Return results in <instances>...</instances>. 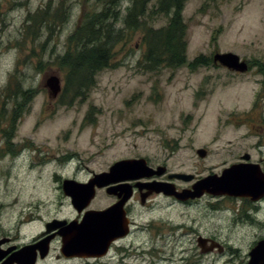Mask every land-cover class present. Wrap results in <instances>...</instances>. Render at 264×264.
<instances>
[{"label": "rangeland", "instance_id": "obj_1", "mask_svg": "<svg viewBox=\"0 0 264 264\" xmlns=\"http://www.w3.org/2000/svg\"><path fill=\"white\" fill-rule=\"evenodd\" d=\"M156 1L148 3L138 19L139 27H125L129 3L115 8L117 15L106 21L113 22L115 29L111 31L115 42L110 65L95 73L88 88H66V67L61 60L75 47L70 36L81 11L86 14L94 8L98 12L101 4L95 0H0V234L7 231L11 237L17 235L16 239L20 234L22 241H28L43 229L45 221L73 217L76 211L58 188L62 178L83 180L135 154L182 172L205 174L221 170L225 143L238 142L252 149L249 144L255 137H241L247 130L242 122L254 123L250 120L255 102L251 74L233 76L222 66L190 70L186 65L150 68L139 63L147 47L146 28L167 23L165 14L151 11ZM37 12L43 18L28 19ZM182 15L187 25V61L198 55L211 60L219 50L256 65L263 63L264 0H186ZM49 72L61 80L57 100L49 99L41 84ZM14 74L22 85L11 99L2 89ZM260 108H264L263 99ZM228 115L230 122L225 120ZM218 118H222L220 124ZM240 147L236 149L242 151ZM195 148L209 153L199 157ZM111 201L99 191L90 207L97 209ZM133 203L131 249L135 250L123 255L124 262L114 247L98 260L61 258L55 242L36 264H149L150 256L142 246L151 241V234H161L168 226L159 231L157 226H140L149 220L162 226L165 221L160 218L181 220L195 228L189 233L178 229L183 233L178 236L184 264H192L198 255H209L214 264H245L256 235L264 236V228L236 223L229 211L211 209L206 200L176 207L165 206L168 200L159 198L146 208ZM259 217L264 222V204ZM196 234L210 236L225 249L201 254L194 242ZM171 244L165 238L156 240L161 253L163 246ZM228 244L242 249H227ZM154 256L160 258L159 253Z\"/></svg>", "mask_w": 264, "mask_h": 264}, {"label": "flooded vegetation", "instance_id": "obj_2", "mask_svg": "<svg viewBox=\"0 0 264 264\" xmlns=\"http://www.w3.org/2000/svg\"><path fill=\"white\" fill-rule=\"evenodd\" d=\"M219 52V50H216L211 60L207 59V64L201 65V66H222V68L228 69L233 76H236L237 74H244L248 73L252 75V80L255 84L254 86V97L255 102L252 105L251 113L252 116L250 120H253L254 123H251L250 125L246 122H242V125L247 127V130L244 131L241 137H247L252 136L255 137L249 144V146L252 147L248 151L247 146L243 145L242 143L239 144L238 142H230L225 143L226 149H223L224 151V165L222 166L221 170L219 171H213L211 170L208 173L203 174V172L196 173L195 171H192V173L189 172H182L178 169H173L169 167L165 162L159 163L149 158V156H144L140 154H135L132 157L124 158V159H143V164L139 162L136 166V168L132 170H136L137 172H143L146 175H143L140 178L137 179H125V180H119L114 183H110L108 185L97 187L95 186L94 189V196L89 201L88 205L84 207L80 212H78L71 204V198L70 196L63 193L64 199L68 200V203L72 206V208L76 211V214L73 217L63 218V217H53L52 219H59V220H66L67 222L64 223L61 226L56 227L55 229H52L48 233H44V227L46 222H44L43 229L37 233L36 235L32 236L28 241H22L20 234H18L14 237H11L9 232L4 231L2 234H0V264H10L13 258V255H16L20 251H22L25 245H31L36 243L37 241H41L45 236L54 234V236L49 241V247L52 243L57 242L58 243V249L59 253L61 248V241L62 236L58 233V230L62 227L65 228L66 225H68L71 221H77L80 222L82 218L84 217V213L87 210H103L110 206H112L115 203L120 202L127 194L130 195L125 199V201L122 203L121 210L123 211L124 216L122 219H120L119 223L116 225L115 229L108 232V235L112 240L110 241V244L107 248V252L105 255L101 257H78V256H70V257H64L61 254V258H72L69 260L77 259V260H83L88 261L89 259L98 260L102 257H105L109 254L112 247L115 248L114 253L120 257V262H124L122 259H125L123 255H128L131 251H134L131 249L133 247V240L131 239V235L133 232V228L135 226V222L133 220V211H134V203L133 202H139V205L146 208L148 207L151 201L159 199H163L165 202L168 200L167 204H164L165 206H169L172 204V207H176V205H191L194 203H197L202 200H206L208 202V205L211 207V209L221 211L226 210L229 211L230 217L233 221L238 223L239 221H243L248 226L264 228V222H260V212L262 209V205L264 204V108L257 109V106L259 105V100H264V60L262 64L256 65L251 62L250 59L244 58L245 60L240 59L241 61H244L246 64V68L243 71H237L232 68H228L227 66L221 64L219 61L215 60L214 56L215 54ZM211 61V62H210ZM200 67V66H199ZM50 75H56L52 72H49L47 74H44L41 80L42 86L47 90V96L48 98H53L52 100H57L60 96L62 85L61 80L58 75V81L60 85V91L56 95H51L49 92H51L47 79ZM196 93H199L198 91ZM53 102V101H51ZM13 109V108H12ZM226 122L229 120V115L225 118ZM222 121V118H218L217 122L220 124ZM230 122V120H229ZM242 139V138H241ZM236 146V147H235ZM241 146V147H240ZM243 149L242 151H238L236 148L240 147ZM235 147V149H233ZM199 150H201L202 156L199 154ZM195 152L199 157H204L207 152L205 148H195ZM174 154L173 151H171L170 155ZM209 156V155H207ZM170 157V156H169ZM236 164H244V165H250L254 167V171L256 175L259 177L260 180L255 179L250 181V186H255L258 189H255V191H258V194L255 198H253L251 195H234V194H228V193H222V194H213L211 191L203 190V192L199 196H192L188 197L189 192L186 194L183 192V190H188L190 192L193 191V185L210 175H217L220 176L223 171H225L227 168L232 167ZM142 167V168H141ZM214 168V167H213ZM107 170H103L100 172H106ZM136 171L132 172L135 173ZM99 172V173H100ZM125 173V172H124ZM123 173V174H124ZM183 174L190 176L189 178H182L177 177L176 174ZM122 174V172L120 173ZM128 174V173H127ZM149 174V175H147ZM94 172L92 175L88 176L86 179L78 180L82 183H86L91 177H93ZM113 176H117L113 175ZM57 179H60L61 176L56 175ZM66 179H74L71 177H65ZM64 178L61 179L59 189L62 190V182ZM77 180V179H75ZM160 186L161 191L155 192L152 191V186ZM240 185V184H239ZM109 187L111 188V193L107 191ZM102 191L106 193L109 197L112 198V201L100 208H91L90 203L92 200L96 197V194ZM175 193H178V197L175 195ZM120 205V204H119ZM171 208V206L169 207ZM114 214V213H113ZM118 214V213H117ZM112 216V215H111ZM118 216V215H117ZM106 218H110L108 215ZM162 226L155 223L154 220H149L148 223H145L144 226H140L142 229H152V226H157L155 230L159 231V228L167 227L168 230H163L161 234L154 235L151 234V241L147 240L145 241V244L142 246L143 249H145V254L150 256V259L148 261L149 264H159V261H161V264H184V257H183V248L182 242L179 239L178 235H182L183 233H189L192 232L195 228L192 225H184L183 221L179 220L176 221L175 219L170 220L169 218L163 220ZM109 222V221H107ZM21 223V221H20ZM20 223L16 226V232L18 233V226ZM95 224V223H94ZM87 226V225H86ZM105 226V225H104ZM89 227V226H88ZM188 229H184V228ZM72 228V227H71ZM75 229V228H74ZM180 229H183V233L180 234L178 231ZM68 230V229H67ZM81 230V229H80ZM87 230V229H86ZM77 231V228H76ZM125 232L123 235H117V232ZM11 233V232H10ZM68 233V232H67ZM76 233V232H75ZM173 233V234H171ZM175 233V234H174ZM12 234V233H11ZM9 235V236H8ZM76 235V234H75ZM256 238L254 244L250 247V250L248 253H246V262L245 264H249L250 260L252 259L251 254L254 250L257 249V260L255 261V264H264V236H261V233H258L256 235ZM163 238H165L167 241H170L171 246L166 245L163 246V253H161V250L157 249L156 246V240L163 241ZM73 239V238H72ZM194 242L196 243L197 248L200 250L201 254H210L213 253L214 250H222L225 249V246L221 244V242L217 240H212L210 236L205 234H196L194 238ZM77 243V242H76ZM181 243V244H180ZM217 247H216V245ZM130 245V247H129ZM229 246H226L227 249H233L235 251L241 250L242 248H238L234 245L228 244ZM75 246V245H74ZM159 247V246H158ZM75 248V247H74ZM36 258L40 256L39 249H36ZM207 251V252H206ZM27 252V251H26ZM247 252V251H246ZM157 253L160 254V258H156L154 255ZM209 255H198L195 260L192 262V264H214V260L212 257L208 259ZM60 258L59 255H57V258ZM232 257V256H231ZM241 256H237L235 259H240ZM38 260V259H37ZM213 261V262H211ZM185 262H188V258L185 259ZM243 261L240 263L242 264ZM11 264H18V263H11Z\"/></svg>", "mask_w": 264, "mask_h": 264}, {"label": "water", "instance_id": "obj_3", "mask_svg": "<svg viewBox=\"0 0 264 264\" xmlns=\"http://www.w3.org/2000/svg\"><path fill=\"white\" fill-rule=\"evenodd\" d=\"M216 59L221 64L234 70L243 71L246 68V64L243 61H239V57L232 52L217 53L215 55V60ZM47 83L51 90L49 94L56 95L60 90L58 77L56 75H50L47 79ZM199 154L201 156L203 155L201 154V150H199ZM139 162L143 164L144 161L143 159H121L115 161L111 166H109L108 171L94 174L93 177H91L86 183L77 182L71 179H64L62 182L63 193L70 196L72 206L80 212L88 205L89 201L94 196L95 186L102 187L119 180L137 179L146 175L143 172L132 170L139 165ZM134 171L136 172L132 173ZM121 172L122 174H120ZM116 174L117 176H113ZM176 176L182 178L190 177L179 173L176 174ZM255 179L260 180L256 175L253 166L236 164L227 168L220 176L210 175L197 181L193 185L192 192L188 190H183V192L185 194L189 192L188 197H194L199 196L203 190L208 191L207 189L209 187V191L213 194L228 193L234 195H251L255 198L258 194V191H255V189L258 188L250 186V181ZM111 188L113 187H109L107 189L109 193H111ZM151 190L159 192L161 191V188L160 186L153 185ZM129 195L127 194L120 202L115 203L106 209L87 210L80 222H77L76 220L71 221L65 226V228H60L58 233L62 236L60 248L61 254L65 257L78 256L84 258L101 257L105 255L110 241L112 240V238L109 237L108 232L114 230L120 219L124 216L123 211L120 208ZM175 195L178 197V193H175ZM109 214L110 218L107 219L106 216L108 215L109 217ZM66 222V220L53 219L45 224L44 233H48L52 229H55ZM122 234L124 235L125 232H117V235ZM53 236L54 234H50L41 239V241L39 240L34 244L25 245L22 251L13 255L11 263L34 264L36 260L35 250L39 249L40 257L43 258L48 252L49 241ZM257 253V249L252 252V259L249 264H255V261L257 260Z\"/></svg>", "mask_w": 264, "mask_h": 264}, {"label": "trees", "instance_id": "obj_4", "mask_svg": "<svg viewBox=\"0 0 264 264\" xmlns=\"http://www.w3.org/2000/svg\"><path fill=\"white\" fill-rule=\"evenodd\" d=\"M101 4V10L83 13L77 24L76 30L70 38L75 42L74 49L66 52L61 60V66H65V80L67 87L88 88L93 82L95 73L110 65L111 48L115 40L111 31H115L112 23L106 21L113 15H117L115 8L120 9L122 2L129 3L124 24L125 27H139V17L143 16L150 0H95ZM186 0H157L151 10L155 14H165L167 23L159 28L149 26L146 28L144 41L147 45L140 62L150 68L160 66L178 67L187 64L193 70L196 66L207 64V58L203 55L195 56L191 61L186 58V31L187 25L183 20L182 11ZM43 18L37 12L29 15L28 19ZM75 39V40H74ZM22 85L14 74L7 80L5 89H2L7 97L14 98L15 92ZM1 91V90H0ZM19 92V90H18ZM22 92V91H21ZM17 102V101H16ZM13 109H11V112ZM16 111L10 115L13 117ZM15 118L12 119L14 121Z\"/></svg>", "mask_w": 264, "mask_h": 264}]
</instances>
